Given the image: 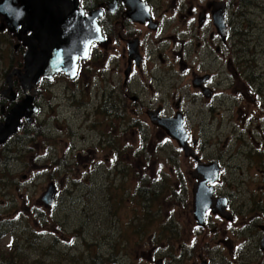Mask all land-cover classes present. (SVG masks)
I'll use <instances>...</instances> for the list:
<instances>
[{"label":"flooded vegetation","instance_id":"1","mask_svg":"<svg viewBox=\"0 0 264 264\" xmlns=\"http://www.w3.org/2000/svg\"><path fill=\"white\" fill-rule=\"evenodd\" d=\"M5 1L0 0V47L4 46L7 56L24 61L29 46L38 43L33 31L8 19L1 7ZM20 1L14 2L13 10L22 7ZM77 4V11L97 27L94 38L101 41L92 43L87 57L77 61L75 78L56 74L40 77L35 84L30 80L23 83L24 63L23 70L0 72V264H102L74 255L49 256L43 261L20 260L18 254L25 250L20 245L16 247L14 233L20 212L16 210V200L9 198L10 189L16 185L12 157L18 144L19 151L28 149L22 141L26 139L28 143L32 130H36L32 126L42 113L44 93L55 80L80 86L81 79L89 77L97 80L98 88L104 91V115L121 124L119 134L124 137L128 155L134 153L129 142L135 139L142 144L136 155L144 143L150 145V140L172 141L156 126V121L180 117L187 145L198 160H183L189 168L190 188L185 195H180L181 189L176 185L172 197L156 196V201L162 202H156L157 212L164 209L167 200L181 206L185 198L188 229L172 217L169 221L159 218L168 228L163 231L164 225L158 226L155 243L121 245V251L142 253L141 259H129L132 254L122 253L110 255L103 264H264V218L259 221L256 218L261 216L256 215L244 222L231 197L223 193L231 181L226 179V165L220 162V149L225 144L220 146L218 142L223 138L225 122L226 133L237 135L236 140L240 141L228 161L242 156L243 147L248 146L252 156L249 161L261 171L257 181L264 186V67L257 65L258 59L264 60V51L256 46L257 14L264 13V0H77ZM35 49L40 52L38 47ZM183 80L186 82L181 84ZM184 99L194 115L201 116L199 121L194 120L191 108L182 102ZM165 101L171 102L168 111L163 108ZM195 109L200 110L196 113ZM13 112L15 117L10 121ZM234 116H240L238 123L242 126H234ZM5 133L8 134L4 138ZM102 137H107V133ZM215 139L217 157H203L205 149H213L211 141ZM176 150L175 154L182 153L178 147ZM198 163L215 164L219 169L217 180L207 186L212 188L213 199L223 206L224 218L212 210L204 214L202 221L194 218L192 188L196 181L191 174ZM157 174L153 185L156 181L162 184L159 171ZM6 197L8 209H3L6 203L1 198ZM55 206L54 200L52 208L39 205L27 209L26 214L33 215L36 209L42 217L44 210Z\"/></svg>","mask_w":264,"mask_h":264},{"label":"rangeland","instance_id":"2","mask_svg":"<svg viewBox=\"0 0 264 264\" xmlns=\"http://www.w3.org/2000/svg\"><path fill=\"white\" fill-rule=\"evenodd\" d=\"M262 14H257L256 39L257 50L261 52L264 51ZM4 52L5 48L1 46L0 72L23 70L22 59ZM257 62L260 68L264 67V60ZM96 81L89 77L81 79L82 85L76 86L64 79L55 80L43 95L42 113L32 126L36 130H32L28 143L26 139L22 141L28 149L19 151L17 145L12 157L16 185L10 189L9 198L16 200V210L20 212L14 232L16 247L20 245L25 250L18 254L20 260L43 261L49 256L68 258V255H74L80 260L93 259L103 264L110 255L132 254L129 250L121 251V245L155 243L158 226L163 224L159 218L169 221L172 217L188 229L184 219V213L188 211L185 198H182L181 206L167 200L161 212H157L156 205V202L162 203L156 201V196L160 199L172 197L176 185L181 189V196L190 188L187 183L189 168L183 162V154H175V142L159 138L150 140V145L144 143L139 155L136 151L142 145L140 140L129 142L134 153L128 155L124 150V137L119 134L121 124L114 117L104 115V91L98 88ZM185 82L183 80L181 84ZM183 92L186 93V89ZM182 102L187 109L191 108L186 99ZM163 108L168 111L171 102L165 101ZM199 110L195 109V112ZM191 112L194 115L193 108ZM200 119L199 114L198 118L194 115L195 121ZM107 120L110 121L108 128ZM233 120L234 126L241 125L238 123H241L240 116L238 119L234 116ZM226 127L224 122L223 138L218 142L220 146L225 144L220 149L223 153L220 162L226 165V179L231 183L223 188V193L231 197L244 222H249L247 217L256 215L261 216L256 218L261 221L264 218V186L257 181L261 171L255 167V162L249 161L252 156L248 154V146L243 147L242 156H233L228 161L240 147V141L236 140L237 135L226 133ZM104 132L107 137H102ZM215 142L216 139L211 141L213 149H205L203 157H217ZM158 171L162 184L156 181L153 185ZM50 185L58 194L54 199L55 208L44 210L42 217L36 209L33 215L26 214L31 207L43 206L39 199ZM7 199L1 198L6 203L3 209H8ZM163 225L165 231L168 225ZM141 254H132L128 258L141 259ZM144 254H147L145 250Z\"/></svg>","mask_w":264,"mask_h":264},{"label":"water","instance_id":"3","mask_svg":"<svg viewBox=\"0 0 264 264\" xmlns=\"http://www.w3.org/2000/svg\"><path fill=\"white\" fill-rule=\"evenodd\" d=\"M15 1L6 0L1 5L3 12L8 15V19L19 22L26 28L25 30L33 31V39L38 43L37 45L32 43V48L29 46L24 56L26 73L22 82L30 80L35 84L40 77L51 78L56 74H64L70 79L75 78L77 61L87 57L92 43L101 41L94 38V30L98 32L97 27H93L90 19L84 18L82 12L77 11V0H21L22 7L18 11L12 9ZM36 47L40 52H36ZM14 117L13 112L10 121H13ZM156 126L176 143L185 159L192 158L195 162L198 161L187 145V136L180 117L156 121ZM7 134H4V138ZM218 173L219 169L215 164L198 163L194 168L191 176L196 181L192 188L195 219L200 217L202 221L208 210L224 218L223 206L213 199L212 188L207 186L217 180ZM54 197L55 190L50 185L39 203L50 209L53 207Z\"/></svg>","mask_w":264,"mask_h":264}]
</instances>
